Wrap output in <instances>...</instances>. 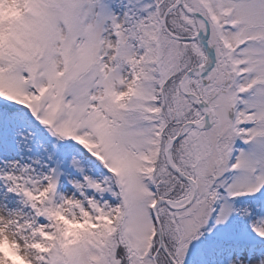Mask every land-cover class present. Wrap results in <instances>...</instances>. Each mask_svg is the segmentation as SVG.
Instances as JSON below:
<instances>
[{
  "label": "snow or ice",
  "instance_id": "obj_1",
  "mask_svg": "<svg viewBox=\"0 0 264 264\" xmlns=\"http://www.w3.org/2000/svg\"><path fill=\"white\" fill-rule=\"evenodd\" d=\"M0 264H264V0H0Z\"/></svg>",
  "mask_w": 264,
  "mask_h": 264
}]
</instances>
